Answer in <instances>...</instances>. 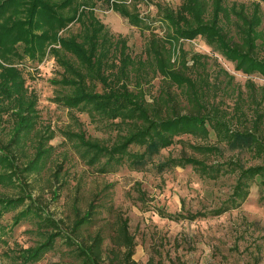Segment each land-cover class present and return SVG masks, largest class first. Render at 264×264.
Here are the masks:
<instances>
[{
	"label": "trees",
	"instance_id": "obj_1",
	"mask_svg": "<svg viewBox=\"0 0 264 264\" xmlns=\"http://www.w3.org/2000/svg\"><path fill=\"white\" fill-rule=\"evenodd\" d=\"M97 1L106 4L132 26L147 27L140 14L141 0H132V9L124 2L112 3L114 0H0V128L5 113L11 112L16 118L10 139L0 138V184L18 187L23 182L28 185L24 180L26 175L40 170L48 154L44 143L39 141L35 158L20 164L19 152L33 132L37 105V96L28 94L26 79L17 66V62L26 57L42 62L52 56L61 66V78L53 82L63 89V94L57 97L58 103L69 110L88 112L124 132L118 133L112 146L101 139L88 138L85 133L71 132L73 141L81 149L82 158L88 165L98 167L100 173H114L124 165L141 170L150 159L174 145L178 137L187 135L207 139L210 135L208 126L218 135V141L230 149L255 150L264 155L263 114L256 112L251 130H233L226 113L219 115L221 109L211 102L214 88L207 77V63L196 56L191 59L193 65L189 66L190 60L184 51L178 65L165 57L171 47L177 50L178 43L201 38L214 52L234 63L236 71L264 78V41L258 42L263 38L259 30L263 24L260 0L253 3L250 13L246 7H229L228 0H182L177 9L160 5L161 19L169 31L162 38L151 35L146 55L155 59L148 60L134 58L127 39L112 34L97 17ZM73 23H79L80 31L63 36L65 29ZM232 24L236 28L235 35L231 33ZM150 60L157 64L152 68L154 75H161L167 84H176L185 91L189 105L186 113H182L175 95L167 88L161 90L152 103L149 102L144 89L149 82L145 74L149 72L144 66ZM240 101L238 98L237 102ZM235 105V110L240 111L241 104ZM117 120L119 122H115ZM134 146L143 148V152L132 153L130 148ZM192 147L201 155H209L218 148ZM182 158L166 159L157 166L158 171L192 167L204 177L211 176L204 160ZM224 166L219 167L217 175L238 173L239 176L229 205L216 215L238 208L247 199L252 183L259 177L264 179V167L261 166L243 168L237 162ZM261 184L264 185V180ZM54 195L57 197L58 192L55 191ZM27 200L30 204L26 205ZM25 205L27 207L19 214L18 220L33 213L44 223L42 227L56 230H45L42 243L23 251L22 260L31 264L52 251L56 238L64 232L58 222L42 216L31 194L0 197V215ZM93 217L94 206L84 214L75 208L71 237L62 236L74 263L137 264L133 260L136 244L129 232L128 221H119L118 230L110 238L118 252L111 250L108 254L102 232L85 233Z\"/></svg>",
	"mask_w": 264,
	"mask_h": 264
},
{
	"label": "rangeland",
	"instance_id": "obj_2",
	"mask_svg": "<svg viewBox=\"0 0 264 264\" xmlns=\"http://www.w3.org/2000/svg\"><path fill=\"white\" fill-rule=\"evenodd\" d=\"M118 1L133 8L132 0H114L112 3ZM258 1L228 0L227 4L229 7H246L250 13L253 3ZM181 2L141 0L140 14L147 27L132 26L100 1H97L95 12L112 34L127 39L134 58L155 59L146 55L148 41L152 34L162 38L169 31L158 7L177 9ZM259 2L263 14L260 43L264 41V0ZM230 29L235 35L234 24ZM79 31V23H73L61 34L67 37ZM182 51L190 60L189 66L193 65L191 59L196 56L207 63V77L214 88L210 98L221 109L219 115L226 113L233 130H251L256 112L264 115V78L236 71L234 63L214 52L201 38L178 43L177 50L171 47L165 57L178 65ZM150 62L152 60L144 66L149 72L145 74L149 82L144 85L149 102L167 88L175 95L182 113H186L189 105L185 91L176 84H167L161 75H154L152 68L157 64ZM17 66L26 79L28 94L37 96L33 132L19 152L20 164L35 158L39 141L44 143L48 154L40 170L26 175L24 180L28 185L23 182L18 187L0 184V197L31 194L42 216L58 222L63 237L71 234L73 210L78 208L84 214L94 206L95 217L85 233L102 232L108 254L111 250L118 252L110 238L118 230L119 221L125 219L135 240L133 260L137 264H264V185L261 184L264 179L259 177L252 183L247 199L238 208L216 215L229 205L239 176L238 173L217 175L219 167L230 162H237L243 168L264 167L263 154L255 150L230 149L218 141V135L208 126L210 135L207 139L178 137L174 145L150 159L141 170L124 165L114 173H100L98 167L88 165L82 158L71 132L85 133L88 138L101 139L112 146L118 133H124L121 128L118 130L114 124L102 122L88 112L69 110L56 101L63 89L53 82L61 78L63 69L52 56L42 62L26 57L17 62ZM238 92H241L240 97ZM238 98H241L240 102H237ZM235 104H241L240 111L235 110ZM15 121L11 112L3 115L1 139H10ZM196 145L218 148L209 155H201L192 147ZM130 151L142 153L143 148L134 146ZM182 157L204 160L211 176L204 177L192 167L158 171L157 166L166 159ZM27 204H30L29 200ZM26 205L0 215V264H25L21 257L23 251L42 243L45 230L56 232L52 227H42L44 223L33 213L18 220ZM62 236L56 238L52 251L31 264H76Z\"/></svg>",
	"mask_w": 264,
	"mask_h": 264
},
{
	"label": "crops",
	"instance_id": "obj_3",
	"mask_svg": "<svg viewBox=\"0 0 264 264\" xmlns=\"http://www.w3.org/2000/svg\"><path fill=\"white\" fill-rule=\"evenodd\" d=\"M131 2V1H130ZM118 3H120L119 1H118ZM128 3V2H127ZM129 4V3H128ZM140 6V5H139ZM112 11V10H111ZM114 12V11H113ZM116 13V12H115Z\"/></svg>",
	"mask_w": 264,
	"mask_h": 264
}]
</instances>
